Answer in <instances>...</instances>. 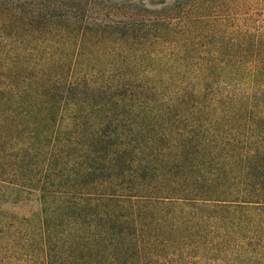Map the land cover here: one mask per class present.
Returning <instances> with one entry per match:
<instances>
[{
	"label": "trees",
	"instance_id": "obj_1",
	"mask_svg": "<svg viewBox=\"0 0 264 264\" xmlns=\"http://www.w3.org/2000/svg\"><path fill=\"white\" fill-rule=\"evenodd\" d=\"M0 264H264V0H0Z\"/></svg>",
	"mask_w": 264,
	"mask_h": 264
}]
</instances>
